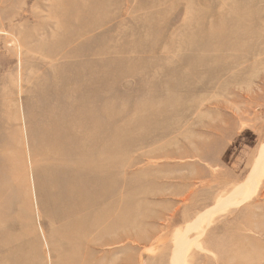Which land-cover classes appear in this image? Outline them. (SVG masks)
Returning a JSON list of instances; mask_svg holds the SVG:
<instances>
[{
	"label": "rangeland",
	"instance_id": "1",
	"mask_svg": "<svg viewBox=\"0 0 264 264\" xmlns=\"http://www.w3.org/2000/svg\"><path fill=\"white\" fill-rule=\"evenodd\" d=\"M0 264H264V0H0Z\"/></svg>",
	"mask_w": 264,
	"mask_h": 264
},
{
	"label": "crops",
	"instance_id": "2",
	"mask_svg": "<svg viewBox=\"0 0 264 264\" xmlns=\"http://www.w3.org/2000/svg\"><path fill=\"white\" fill-rule=\"evenodd\" d=\"M238 155V153L236 154V156ZM243 166V165H242ZM241 167H239L238 169H240ZM243 168H244V166L242 167V169H241V172H242V170H243Z\"/></svg>",
	"mask_w": 264,
	"mask_h": 264
}]
</instances>
